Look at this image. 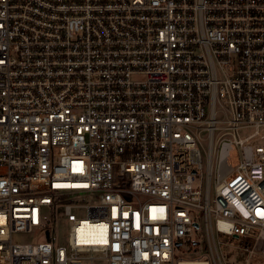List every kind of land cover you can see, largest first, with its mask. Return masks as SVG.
<instances>
[{
    "label": "built area",
    "instance_id": "obj_1",
    "mask_svg": "<svg viewBox=\"0 0 264 264\" xmlns=\"http://www.w3.org/2000/svg\"><path fill=\"white\" fill-rule=\"evenodd\" d=\"M222 244L264 260V0H0V264Z\"/></svg>",
    "mask_w": 264,
    "mask_h": 264
},
{
    "label": "rangeland",
    "instance_id": "obj_2",
    "mask_svg": "<svg viewBox=\"0 0 264 264\" xmlns=\"http://www.w3.org/2000/svg\"><path fill=\"white\" fill-rule=\"evenodd\" d=\"M79 204L80 206L72 207V211L78 217H85V205L89 203H93L96 201L93 194L88 191H81L79 194ZM64 203H69V201H63L61 204L56 205L54 214L52 210L49 211L48 207H44L45 213L49 215L51 221V227L54 228V237L56 243L60 245L67 244V235H68V227L70 222L66 219V215L64 214ZM15 241L20 242H36L39 240L38 231H33L29 233H21L14 236ZM219 255L224 264H244V260L247 256V253L243 250L235 248L229 245H220ZM190 258V257H186ZM92 264H108V261L105 259H95ZM253 264H264V260H260V257H255L253 259Z\"/></svg>",
    "mask_w": 264,
    "mask_h": 264
},
{
    "label": "bare ground",
    "instance_id": "obj_3",
    "mask_svg": "<svg viewBox=\"0 0 264 264\" xmlns=\"http://www.w3.org/2000/svg\"><path fill=\"white\" fill-rule=\"evenodd\" d=\"M85 225V223H81L80 226ZM94 227V226H93ZM200 261L194 260V259H186L181 262V264H200Z\"/></svg>",
    "mask_w": 264,
    "mask_h": 264
},
{
    "label": "trees",
    "instance_id": "obj_4",
    "mask_svg": "<svg viewBox=\"0 0 264 264\" xmlns=\"http://www.w3.org/2000/svg\"><path fill=\"white\" fill-rule=\"evenodd\" d=\"M188 247H189V252L191 253L192 252V250H193V248H194V245H193V242H191V241H188Z\"/></svg>",
    "mask_w": 264,
    "mask_h": 264
},
{
    "label": "water",
    "instance_id": "obj_5",
    "mask_svg": "<svg viewBox=\"0 0 264 264\" xmlns=\"http://www.w3.org/2000/svg\"><path fill=\"white\" fill-rule=\"evenodd\" d=\"M194 225H195V226H198V224H197V223H194Z\"/></svg>",
    "mask_w": 264,
    "mask_h": 264
},
{
    "label": "snow or ice",
    "instance_id": "obj_6",
    "mask_svg": "<svg viewBox=\"0 0 264 264\" xmlns=\"http://www.w3.org/2000/svg\"><path fill=\"white\" fill-rule=\"evenodd\" d=\"M258 214H259V212H258Z\"/></svg>",
    "mask_w": 264,
    "mask_h": 264
}]
</instances>
